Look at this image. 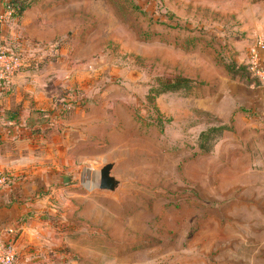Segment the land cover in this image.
Listing matches in <instances>:
<instances>
[{"label":"rangeland","instance_id":"obj_1","mask_svg":"<svg viewBox=\"0 0 264 264\" xmlns=\"http://www.w3.org/2000/svg\"><path fill=\"white\" fill-rule=\"evenodd\" d=\"M242 1L39 0L26 11L10 48L33 87L19 88L34 112L22 139L32 163L53 168L36 189V235L60 264H264V118L253 130L220 118ZM173 74L191 83L149 100L154 78ZM115 157L129 180L116 195L94 189L95 167Z\"/></svg>","mask_w":264,"mask_h":264},{"label":"crops","instance_id":"obj_2","mask_svg":"<svg viewBox=\"0 0 264 264\" xmlns=\"http://www.w3.org/2000/svg\"><path fill=\"white\" fill-rule=\"evenodd\" d=\"M10 2L11 0H0V49L8 51H11L10 48L19 39L16 26L21 25L24 14L35 4L26 7L21 16H14L11 14ZM242 2V14L247 15L248 21L245 18L241 21L242 37L237 41L240 50L236 53V61L247 64L248 42L257 34L264 38V0ZM26 35L29 33L25 32L24 36ZM245 46L246 49L243 48ZM23 63L22 58L18 70L7 79L0 78V170L8 174L6 182L0 188V240L14 244L20 264H60L47 252V244L51 242L41 241L36 235L44 231L35 221L37 212L40 211L39 208L35 209V203L41 200L39 193L36 196V189L53 181L49 177L53 168L51 165L32 163L33 157L25 148L28 143L22 139L28 138V128L34 124V112L30 110L32 100H21L22 96L19 94L23 81H26L22 85L24 91L33 90L28 79H23ZM25 68L31 70L32 66ZM226 79V93L222 96L226 100H232V103L220 118L227 120L233 116L236 120L246 121L248 129L253 130L251 126L256 125L253 118H264V81L253 78L252 75L248 80L230 76ZM50 101L46 100L45 105ZM260 125L263 129L264 124ZM29 211L35 216L34 219L29 216Z\"/></svg>","mask_w":264,"mask_h":264},{"label":"built area","instance_id":"obj_3","mask_svg":"<svg viewBox=\"0 0 264 264\" xmlns=\"http://www.w3.org/2000/svg\"><path fill=\"white\" fill-rule=\"evenodd\" d=\"M247 65L252 76L264 81V38L260 34L254 36L248 47ZM22 64V58L8 50L0 49V78H9ZM8 174L0 170V188L4 185ZM0 264H20L17 250L12 242L0 240Z\"/></svg>","mask_w":264,"mask_h":264},{"label":"trees","instance_id":"obj_4","mask_svg":"<svg viewBox=\"0 0 264 264\" xmlns=\"http://www.w3.org/2000/svg\"><path fill=\"white\" fill-rule=\"evenodd\" d=\"M39 0H11L10 4H11V14L14 16H21L24 9L28 6H31L33 3L38 2ZM224 58V57H223ZM222 58V65L225 67L226 71H229V67H233V68H239L238 72L235 71V73L230 72V77L235 78H241V79H245L248 80L250 79V76L252 75L250 70L248 69V65L245 63H239L236 61L235 59V63L234 66H232L231 64H229V58ZM254 78V77H253ZM191 79L188 77H185L181 74H173V75H169V76H161V75H157L154 78V84L151 85L150 87V92L148 93V97L149 100H151L153 98L151 93H154V95L159 94V93H163L165 91L168 90H176L178 88H181L182 86H188L189 83H191L190 81ZM151 95V96H149ZM226 129V128H225Z\"/></svg>","mask_w":264,"mask_h":264},{"label":"water","instance_id":"obj_5","mask_svg":"<svg viewBox=\"0 0 264 264\" xmlns=\"http://www.w3.org/2000/svg\"><path fill=\"white\" fill-rule=\"evenodd\" d=\"M122 160V157H115L95 167L92 177V186L96 190L108 191L116 195L122 185L129 178L113 172L115 166Z\"/></svg>","mask_w":264,"mask_h":264}]
</instances>
